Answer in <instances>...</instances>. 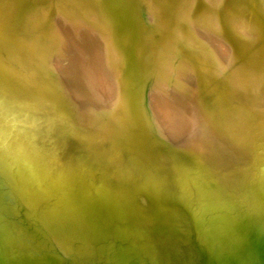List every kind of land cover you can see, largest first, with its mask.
<instances>
[{
  "label": "bare ground",
  "instance_id": "6f19581e",
  "mask_svg": "<svg viewBox=\"0 0 264 264\" xmlns=\"http://www.w3.org/2000/svg\"><path fill=\"white\" fill-rule=\"evenodd\" d=\"M242 178L264 188V0H0V203L24 235L203 264L194 201Z\"/></svg>",
  "mask_w": 264,
  "mask_h": 264
},
{
  "label": "water",
  "instance_id": "95a60500",
  "mask_svg": "<svg viewBox=\"0 0 264 264\" xmlns=\"http://www.w3.org/2000/svg\"><path fill=\"white\" fill-rule=\"evenodd\" d=\"M238 179L232 204L197 202L201 198L194 201V206L202 204L199 218L193 217V239L203 264H264L263 183L260 180L249 182L244 178ZM1 191L2 188L0 201H5ZM5 204L0 203V264H85L73 256L65 257L59 253L43 234L41 237L37 234L33 237L24 235L25 232L20 230L24 229L23 224L19 222V229L12 221L16 218L1 207ZM191 210L187 211L189 215ZM110 249L107 255L114 264H147L142 261L146 257L145 251H140V254L126 253L120 243L110 246ZM122 252L128 257L120 254Z\"/></svg>",
  "mask_w": 264,
  "mask_h": 264
},
{
  "label": "rangeland",
  "instance_id": "374dc122",
  "mask_svg": "<svg viewBox=\"0 0 264 264\" xmlns=\"http://www.w3.org/2000/svg\"><path fill=\"white\" fill-rule=\"evenodd\" d=\"M250 13H251V14H250V15H251V18H253V19H254V18H255V19L258 18V17H259V8H258L255 4H252V5H251V9H250ZM72 22H73V21H72ZM72 22H71V23H69V22H67V23L64 22V23H63V26H65V25H66L65 27L68 26L67 29H68V30H71V34H70V35H72V36L69 35L71 38L68 37V39L65 41L67 44L65 43L66 45L64 44L63 46H67L69 49H70V48L72 49L71 51H74V52L71 53V51H70L68 48H67V51H68V52L65 50V51L68 53V56H69V57H68L67 59L70 61V63H77V65H79L78 62L75 61V60H77V58H78V60H79V59L81 60V58H83V59L86 58V56L88 55V49L86 50V48H82V47H85V46H83V44H84L83 40H82V39H79L77 36H76V37L74 36V35H76L75 32H79L80 30H84V29H82V27H84V26H83L82 24L80 25V24H78V23L75 22L76 24H78V26H77L74 22H73V23H72ZM64 24H65V25H64ZM70 25L73 26V27H70ZM75 25H76V26H75ZM80 26H81V29H80ZM76 27L79 29V31H77L78 29H77ZM69 28H70V29H69ZM73 28H75V31H74ZM72 32H73L74 34H72ZM209 35H210V33H209V34H206V37H209V41H210L211 45L213 46L214 49H215V47L218 46V47H217L218 50H217V49H216V50H217V52L219 51L220 54L222 53V56H223V57L226 58V55H225V54H226L227 51H228V52H227V57L230 55V53H233L232 46H230V44L228 43V41H227L226 39H223V37L220 36L219 33L216 34V32H215V34L213 33V35H212V34H211L210 36H209ZM217 35H218L219 37H218ZM212 36H215V37H212ZM73 37H75V39H74ZM204 37H205V36H204ZM221 37H222V38H221ZM72 38L74 39L75 42L78 40V41H77V44L80 45V52H79V46L76 45V43H75L74 41L72 42V40H73ZM69 39H70V40H69ZM71 39H72V40H71ZM76 39H77V40H76ZM68 40H69V41H68ZM225 40H226V41H225ZM214 41H215V43H213V44H214V45H213L212 42H214ZM224 41H225V42H224ZM70 42L72 43L71 45H70ZM68 43H69V44H68ZM219 43H220V44H219ZM222 43H225V44H222ZM74 44H75L76 46H78V47L74 46ZM218 44H219V45H218ZM221 44H222V45H221ZM68 45H69V46H68ZM72 45L74 46V49H73ZM215 45H216V46H215ZM225 45H226V46H225ZM70 46H71V47H70ZM214 46H215V47H214ZM219 46H220V47H219ZM223 46H224V47H223ZM221 47H222V48H221ZM75 48H78V49H76V51H75ZM81 48H82V49H85V51L82 50ZM219 48H221V49H219ZM224 48H225V50H224ZM229 48H230V49H229ZM64 49H66V48H64ZM226 49H227V51H226ZM220 50H223V51L220 52ZM230 50H231V52H230ZM83 51H84V54H82L83 57H81V56H80V55H81L80 53H81V52L83 53ZM225 51H226V52H225ZM69 52H70V53H69ZM76 52H77L79 55H77ZM224 52H225V53H224ZM85 53H86L87 55H85ZM223 53H224V54H223ZM74 54L76 55V57H75ZM220 54H219V55H220ZM228 54H229V55H228ZM233 54H234V53H233ZM233 54H231V55L233 56ZM70 55H72V56H70ZM73 55H74V58H76V59H74V61H72V57H73ZM84 55H85V57H84ZM231 55H230V56H231ZM230 56H229L227 59H225V60H228V61H229V60H232V56H231V58H230ZM80 57H81V58H80ZM223 57H222V58H223ZM233 57H234V56H233ZM70 58H71V59H70ZM223 59H224V58H223ZM68 60H66L67 63H68Z\"/></svg>",
  "mask_w": 264,
  "mask_h": 264
}]
</instances>
